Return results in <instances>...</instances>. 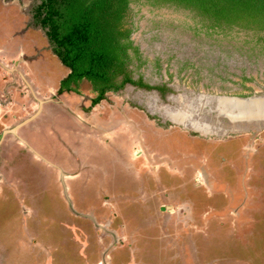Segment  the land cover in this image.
<instances>
[{
	"label": "rangeland",
	"instance_id": "1",
	"mask_svg": "<svg viewBox=\"0 0 264 264\" xmlns=\"http://www.w3.org/2000/svg\"><path fill=\"white\" fill-rule=\"evenodd\" d=\"M128 20L144 62L133 69L149 82L172 74L173 89L208 94L264 85V32L211 28L191 10L144 0ZM232 61L259 65L256 81L234 76ZM36 66L42 85L59 83L64 67ZM75 96L50 95L41 118L50 123L32 121L33 141L29 123L4 133L34 114L0 113V264H264V129L203 135L164 123L127 87L91 106L87 80ZM77 102L88 109L77 114ZM142 144L160 155L145 161Z\"/></svg>",
	"mask_w": 264,
	"mask_h": 264
},
{
	"label": "trees",
	"instance_id": "2",
	"mask_svg": "<svg viewBox=\"0 0 264 264\" xmlns=\"http://www.w3.org/2000/svg\"><path fill=\"white\" fill-rule=\"evenodd\" d=\"M143 0H43L36 17L55 44V53L72 71L59 93H80L84 80L92 84L93 106L127 83L153 87L135 79L130 65L142 61L129 24L131 4ZM155 7L176 6L191 10L211 28L264 32V0H144Z\"/></svg>",
	"mask_w": 264,
	"mask_h": 264
},
{
	"label": "crops",
	"instance_id": "3",
	"mask_svg": "<svg viewBox=\"0 0 264 264\" xmlns=\"http://www.w3.org/2000/svg\"><path fill=\"white\" fill-rule=\"evenodd\" d=\"M42 2L43 0H40L38 4L34 6L35 8H33L29 5V2L25 0H0L1 114H15L16 117L30 113L35 115L38 113V110L32 112V107L35 105L36 101L40 104L39 100L46 101L43 106L44 111V107L53 103L52 100H55L50 98V95H54V97L55 95H61L59 90L62 81L67 78L72 71L55 53L54 46L47 33V28L43 27L36 17V8H38ZM47 58L49 60H54V63L60 65L61 69L64 67L63 71L60 73L59 83L55 86L42 85V80H40L36 74V64L42 63V59ZM20 81L26 84L28 92L18 86ZM62 94L66 97L69 96L75 99V95L79 93L73 91L67 93L65 91ZM76 110L77 114L82 112V110H78L77 108ZM69 111L72 112L70 108H67V113L65 114L68 116L70 114L68 113ZM44 115L43 112L37 116L35 122L42 121L41 118L42 116L44 117ZM45 116L49 118L47 113ZM47 122L50 123L49 119L42 121L39 129ZM30 123L24 128L26 129L25 138L29 141H33L32 136L34 131L29 128L33 123L32 121ZM76 124H73L74 127L71 131L80 134L81 139L84 141V136L87 134L84 133L83 127H80L79 131L78 126L82 125L77 124L76 126ZM105 135L106 133L104 132V136ZM118 148L121 149L122 146ZM248 169H250V167H248ZM64 172L67 171L64 170ZM66 177L70 179L78 177V173H68Z\"/></svg>",
	"mask_w": 264,
	"mask_h": 264
},
{
	"label": "water",
	"instance_id": "4",
	"mask_svg": "<svg viewBox=\"0 0 264 264\" xmlns=\"http://www.w3.org/2000/svg\"><path fill=\"white\" fill-rule=\"evenodd\" d=\"M172 107L164 106L167 115L174 124L192 129L203 135L227 136L236 133H248L264 129V96H233L220 94H199L191 102ZM40 101L38 113L15 128L4 133H17V130L35 120L43 111L46 101Z\"/></svg>",
	"mask_w": 264,
	"mask_h": 264
},
{
	"label": "flooded vegetation",
	"instance_id": "5",
	"mask_svg": "<svg viewBox=\"0 0 264 264\" xmlns=\"http://www.w3.org/2000/svg\"><path fill=\"white\" fill-rule=\"evenodd\" d=\"M47 30L49 32V28H47ZM49 39H50V37H49ZM50 41H51V39H50ZM52 44H53L54 49H55L54 42H52ZM255 54H256L257 57H261L263 55V54H261L258 51H257V53L255 52ZM232 62L234 64V68H237L238 69V71L237 70H233L234 71L233 72L234 73V76H240L243 79V82L256 81V79L254 78V74H256L258 72V70H259V69H257V67L262 63L260 60L258 61V64L259 65L255 64V63H257L256 60H255V63L254 64L246 63L244 65H239L236 61H232ZM252 62H254L253 59H252ZM235 63H237V64H235ZM230 65H232V64H230ZM130 67H132V69H133L132 64L130 65ZM150 67H152L154 69V66H152L151 64H150ZM243 69H245L247 71L246 72L247 73L246 75L243 73L244 72ZM160 71H163V70H160ZM134 72H135V70H134ZM165 76L166 77L164 78L163 74L161 73L159 79L157 78L158 79V82H154V81L149 82V81H147V79H149V76L147 74H143V71H140V73H138V72L135 73V79H137V80L138 79H143L144 81H146V82L150 83L151 85H153L152 88L147 89V88H145V87H143L141 85L133 84V83H127L124 86V88L127 87V90H130L131 92H135L137 94V97L139 98V102L141 104L142 103L143 104H146L147 107L149 108L148 110L151 113H153V114H155V113L156 114H160L162 116V118L164 119V120H162L164 123L168 119H165L164 118L165 116H164V113H163V111L161 109V106H163V105H170L172 107H176V106H178V104H172L173 102H175V103H176V101L179 102V99L185 100V98H188L190 96L195 97L196 95L203 94V92H201V91H205V90H200L201 87H198V89H197V91H199L198 93H196L195 90H193V91L183 90V92L182 91L181 92L180 91H177L176 89H173V86H172V82H173V80H171L173 78L172 74H171V77L170 78L166 74H165ZM252 88L253 87L251 85L250 86L249 85H240L239 87H235L234 88V90H235L234 93L216 92L214 90V88L212 90H209V91L215 92L214 94H220V95L229 94V95L241 96V97L264 96V85L260 87V90H254ZM66 92L67 93H70V91H66ZM75 93H77V92H75ZM188 94H191V95L189 96ZM206 94H208V93H206ZM93 99L90 100L91 106H93ZM77 104H78L79 107L78 106H75V108H77L78 110H82L83 111V110H85L84 109L85 107H87V109L89 107V106H84L86 104H83V103H78L77 102ZM124 137H125V135H124ZM126 139H128V141H129V140H132L133 138L127 137ZM140 140L142 142V139H140ZM135 144H139V139H136L135 140ZM129 146L130 145L122 146V148L124 147V149H125V147H126V151H127V150H129ZM144 147L145 146L142 144L141 147H139V149L144 154V156H145V159L144 160L145 161H148V162L150 160L153 161V160L156 159V156L160 155L159 153H155V152H152V151H151V154L150 155H147V153H145V150L143 149ZM116 148H118L117 145H116ZM116 148H115V151L117 150V153L124 154V151H125L124 149H122V148L121 149H119V148L116 149Z\"/></svg>",
	"mask_w": 264,
	"mask_h": 264
},
{
	"label": "bare ground",
	"instance_id": "6",
	"mask_svg": "<svg viewBox=\"0 0 264 264\" xmlns=\"http://www.w3.org/2000/svg\"><path fill=\"white\" fill-rule=\"evenodd\" d=\"M164 106H161V109L164 111ZM165 117H167L168 119H170L167 115H164ZM204 177V176H203Z\"/></svg>",
	"mask_w": 264,
	"mask_h": 264
}]
</instances>
